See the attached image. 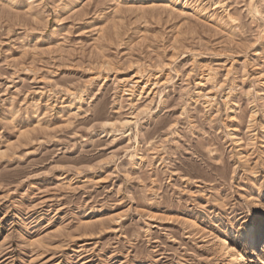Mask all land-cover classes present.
Listing matches in <instances>:
<instances>
[{
  "label": "rangeland",
  "instance_id": "rangeland-1",
  "mask_svg": "<svg viewBox=\"0 0 264 264\" xmlns=\"http://www.w3.org/2000/svg\"><path fill=\"white\" fill-rule=\"evenodd\" d=\"M263 206L264 0H0V264H264Z\"/></svg>",
  "mask_w": 264,
  "mask_h": 264
},
{
  "label": "bare ground",
  "instance_id": "bare-ground-1",
  "mask_svg": "<svg viewBox=\"0 0 264 264\" xmlns=\"http://www.w3.org/2000/svg\"><path fill=\"white\" fill-rule=\"evenodd\" d=\"M254 119L255 117L252 114L250 117V122H253ZM259 219H262V221L259 224L255 226L253 224L249 225L244 231V237L248 243L247 245L249 249H254L258 244L257 243L258 240L261 239L262 241L264 239V235L263 236L261 235L262 232L264 231V206L262 207V211H261V215L259 216ZM223 245L225 247V251L229 257V260L233 264H258L257 257L256 256L247 257L240 249L238 242L236 240H231L229 242H227V240H224Z\"/></svg>",
  "mask_w": 264,
  "mask_h": 264
}]
</instances>
